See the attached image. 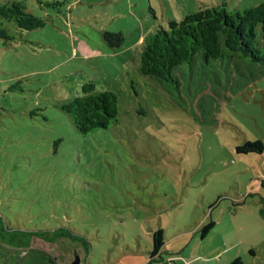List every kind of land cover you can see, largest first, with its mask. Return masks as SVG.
Returning a JSON list of instances; mask_svg holds the SVG:
<instances>
[{
	"label": "rangeland",
	"instance_id": "1",
	"mask_svg": "<svg viewBox=\"0 0 264 264\" xmlns=\"http://www.w3.org/2000/svg\"><path fill=\"white\" fill-rule=\"evenodd\" d=\"M262 1L26 0L45 25H10L0 39V264H264V67L197 61L175 72L177 88L133 60L171 18ZM105 31L122 44L110 47ZM88 80L116 94L118 121L84 135L57 104ZM4 226H63L86 245ZM158 229L164 244L151 257Z\"/></svg>",
	"mask_w": 264,
	"mask_h": 264
},
{
	"label": "trees",
	"instance_id": "2",
	"mask_svg": "<svg viewBox=\"0 0 264 264\" xmlns=\"http://www.w3.org/2000/svg\"><path fill=\"white\" fill-rule=\"evenodd\" d=\"M36 5L58 7L67 4V0H34ZM17 31L32 30L45 25L42 16L27 10L26 0H9L0 3V39L4 42L11 37L9 26ZM104 39L110 47H119L123 36L119 32L105 31ZM228 59L234 69L241 72L239 63L248 66L264 67V1L249 5L242 10L228 11L223 4L200 7L193 13H187L181 19L171 18L167 27L155 26L145 34L139 45L135 61L140 74L162 82L174 83L178 88L179 80L175 72L181 67L191 68L199 61L203 66L213 61ZM246 68V67H245ZM247 69V68H246ZM215 83L212 86L216 85ZM81 95L70 100L58 102L57 106L68 114L75 128L84 135L97 129H108L118 121V100L110 90L95 92V84L88 80L81 85ZM260 143L251 147L259 152ZM250 150V151H251ZM249 152V150H247ZM261 185L264 182L261 181ZM264 204V199H260ZM264 217V205L259 208ZM5 225V223H4ZM210 220L201 229V237L206 236L214 227ZM12 234L37 236L46 241L60 238L86 240L63 226L53 230L10 229ZM164 244L160 229L154 236L156 248L153 257ZM14 264H22L15 262ZM229 264H242L239 258Z\"/></svg>",
	"mask_w": 264,
	"mask_h": 264
},
{
	"label": "crops",
	"instance_id": "3",
	"mask_svg": "<svg viewBox=\"0 0 264 264\" xmlns=\"http://www.w3.org/2000/svg\"><path fill=\"white\" fill-rule=\"evenodd\" d=\"M141 41H142V38H141L140 42L137 43V46L140 45ZM137 52H138V49H137V50L135 51V53H134V58H133L134 61H135V59H136Z\"/></svg>",
	"mask_w": 264,
	"mask_h": 264
},
{
	"label": "water",
	"instance_id": "4",
	"mask_svg": "<svg viewBox=\"0 0 264 264\" xmlns=\"http://www.w3.org/2000/svg\"><path fill=\"white\" fill-rule=\"evenodd\" d=\"M78 263H79V259H78V257L76 256L75 259H74V261H73L71 264H78Z\"/></svg>",
	"mask_w": 264,
	"mask_h": 264
}]
</instances>
